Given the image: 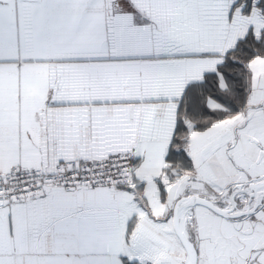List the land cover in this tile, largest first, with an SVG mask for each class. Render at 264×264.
Returning <instances> with one entry per match:
<instances>
[{
  "label": "snow or ice",
  "instance_id": "1",
  "mask_svg": "<svg viewBox=\"0 0 264 264\" xmlns=\"http://www.w3.org/2000/svg\"><path fill=\"white\" fill-rule=\"evenodd\" d=\"M0 264H264V0H0Z\"/></svg>",
  "mask_w": 264,
  "mask_h": 264
}]
</instances>
